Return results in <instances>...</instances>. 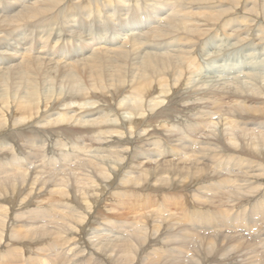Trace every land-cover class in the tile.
<instances>
[{
  "label": "bare ground",
  "instance_id": "6f19581e",
  "mask_svg": "<svg viewBox=\"0 0 264 264\" xmlns=\"http://www.w3.org/2000/svg\"><path fill=\"white\" fill-rule=\"evenodd\" d=\"M34 1L14 16L0 15L20 47L10 59L0 50V127L27 133L13 142L0 137V174L7 175L0 184V248L17 247L14 257L0 254V264H108L94 250L101 243L124 245L126 252L113 256L117 264H138L151 248L141 263L161 257L182 264L191 253L198 259L188 264H255L236 220L260 223L255 231H262L264 248V130H253L258 134L245 143L238 129L264 127V76L247 74L257 72L264 45L244 39L235 46L225 34L239 20L260 30L264 0ZM214 4L219 9H210ZM124 22L137 26L124 31ZM101 30V38L88 41ZM23 32L30 39H19ZM243 46L255 49L257 66L249 61L240 77L220 79L225 83L206 75L219 61L243 64L249 58ZM194 64L205 82L195 81L201 74L191 70ZM60 68L66 76L58 78ZM46 81L69 86L43 96ZM15 87L24 96L7 93ZM51 97L53 106L41 111ZM86 101L91 108L84 109ZM13 103L20 109L10 115ZM95 113L98 118L84 120ZM162 194L174 198L159 204ZM129 203L136 208H126ZM117 207L137 210L135 218H116ZM204 208L225 214L201 216L196 224ZM97 225L109 233L90 234ZM215 251L219 258L206 260ZM181 253L185 259L178 261Z\"/></svg>",
  "mask_w": 264,
  "mask_h": 264
},
{
  "label": "rangeland",
  "instance_id": "374dc122",
  "mask_svg": "<svg viewBox=\"0 0 264 264\" xmlns=\"http://www.w3.org/2000/svg\"><path fill=\"white\" fill-rule=\"evenodd\" d=\"M146 1V0H145ZM153 1V0H152ZM152 1H150V0H147L146 2H147V5H148V2L150 3V2H152ZM156 0H154L153 2H155ZM166 1V3L167 2H169V3H171L172 4V1L170 2L169 0L167 1V0H162V1H156V2H158V3H160V2H165ZM254 1V0H253ZM35 1L34 0H4L3 1V3H0V4H3V5H5V8H7L6 9V11H3L2 12V9L0 8V15L1 16H6V17H11V16H14V15H16L17 13H19L20 11H22V10H24L25 9V7L26 6H28V5H30V4H32V3H34ZM93 3V2H92ZM92 3H88V4H92ZM137 3V1H133L132 2V4H131V7H133V5H135ZM87 4V5H88ZM207 5H209V4H207ZM247 5H251V3L250 2H247ZM128 6V3L126 4V6L124 7V8H126ZM216 6V7H215ZM218 6H220L219 4H214V5H210V9H219V8H217ZM208 9V8H207ZM167 12H170V9L168 10L167 9ZM162 13V12H161ZM164 13V12H163ZM164 16V15H163ZM248 18V17H247ZM248 19H250V18H248ZM238 23V24H237ZM151 24V23H150ZM150 24H147L146 25V27H148ZM247 24V22H244V24H243V21H233L230 25H228V27H230V28H228V33L227 34H225L226 35V37H231V38H233V36H234V38H233V43H234V45L236 46V45H239L240 44V42L241 41H246V44H248L249 42H251V41H255V44L257 45H264V41H258V40H260L261 38H264V29L262 28L264 25H262L261 27H260V30H258V28H256L255 27V30L256 31H253L252 29L250 30H248L247 28H248V26L246 25ZM242 25H244V27L242 26ZM124 28H123V30L124 31H130L132 28H135L136 26H137V24H135V25H128L126 22H124ZM232 26V27H231ZM82 27V26H81ZM240 27V28H239ZM9 28L10 27H7V26H2L1 24H0V44H1V49L0 50H2V51H4V56H5V58L6 59H10L12 56H13V54H14V51H17L16 49H19L20 47L18 46V39H16V41H17V43H16V41H13L15 38L13 37V36H10V31H9ZM31 27H29V28H26L28 31H29V29H30ZM227 28V27H226ZM237 28V29H236ZM23 29V28H22ZM230 29L232 30L233 29V31H232V33H231V31H230ZM22 31H24V29L22 30ZM28 31H26V32H28ZM247 31V33H243V32H246ZM249 31V32H248ZM250 31H252V32H250ZM26 32H23V33H25V34H23V33H20L19 34V39L23 36V40H24V38H28L27 36H29V35H27L26 34ZM260 32V33H259ZM263 32V33H262ZM136 33V32H135ZM235 33V34H234ZM237 33V34H236ZM241 33V34H240ZM248 33H249V35H248ZM252 33V34H251ZM261 33H262V35H261ZM101 34H102V30L99 32H97V34L95 33H93L92 35H94L90 40H88V41H92L94 38H101L102 36H101ZM245 34V35H244ZM250 35L252 36V37H250ZM260 37H259V36ZM15 36H18L17 35V33L15 32ZM248 36V37H247ZM254 36V37H253ZM257 36H258V38H260V39H258L257 38ZM236 37V38H235ZM28 39H30V38H28ZM240 39V40H239ZM244 39H246V40H244ZM248 39H250V40H248ZM258 39V40H257ZM22 40V39H21ZM235 41H237L238 42V44H237V42H235ZM240 41V42H239ZM112 42V41H111ZM263 42V44H261ZM232 43V42H231ZM230 43V44H231ZM251 44V43H250ZM15 45V46H14ZM42 46V45H41ZM41 46H39V47H37V49H36V51H38L39 49H40V47ZM218 47H221V45H219ZM228 47V44H226L224 47H222V48H219V49H217L216 51H215V53H214V58H219L220 57V55H221V53H222V50H224L225 48H227ZM257 47V46H256ZM255 47V48H256ZM260 47H262L263 48V46H260ZM216 48V46L214 45L213 46V48H210V49H207V50H205V53L207 54V53H210V51L211 50H213V49H215ZM243 49H245V52H244V57H245V55L247 54V56L249 57L248 59H246L244 62H243V64H241V65H238V66H232V65H230V64H228V63H225V64H223L222 63V61H219V62H217L215 65V69H214V71H213V74H206V75H212L211 77H214L215 79H222L225 75H227V74H230V73H236L233 77H232V79H234V78H237V77H240L241 75H239V71L240 70H242V68H247L248 67V63H249V61H251V63L252 64H255V66H257V64H256V61H258V59L260 58L259 57V55H257V54H255V53H253L254 51H255V49L253 48V52H251V51H248L247 52V47L246 46H243L242 47ZM23 51H27L26 49H24ZM35 51V52H36ZM220 52V53H219ZM263 52H264V50H263ZM254 56V57H253ZM258 56V57H257ZM32 58V56L30 57V59ZM252 58H253V60H252ZM264 61V59L262 58V60L261 61H259V64H258V66L256 67V71L257 72H251L250 74L247 72V74L248 75H261V74H263V76H264V65H262V66H260L261 64H262V62ZM4 63H3V66H5L6 65V60H4L3 61ZM228 62V61H227ZM52 64H54V63H52ZM196 64V63H195ZM193 65V67H190L191 68V70L192 71H194V72H198V75L199 74H201V75H199V78H196V80L195 81H197V82H200V83H203V82H205L206 81V78H204L203 77V75H204V71L203 70H201V68L199 67L198 68V65ZM220 66V67H219ZM227 68H226V67ZM195 67V68H194ZM193 68V69H192ZM198 68V69H197ZM46 71H51L52 69L51 68H46L45 69ZM198 70V71H197ZM51 73H53V71L51 72ZM245 73V72H244ZM197 74V73H196ZM203 74V75H202ZM245 75H246V73H245ZM63 76H66V70H63V68H60V69H58L57 71H56V77H58V78H60V77H63ZM244 77L245 76H243V80H244ZM79 79V78H78ZM82 80V79H81ZM245 80H247V79H245ZM220 82L221 83H225V82H223V81H221L220 80ZM45 84L47 85V88L44 90V89H41V90H39L40 91V93L43 95V96H46L47 94H48V91H49V89H52L53 88V90L55 91V92H57V91H60L61 89L63 90V89H65V88H67L68 86H69V83H65V84H60V83H55L54 85H52V86H50L51 85V81L50 82H45ZM219 85H220V83H218ZM221 86H222V84H221ZM204 88V87H203ZM206 88H207V86H206ZM7 93L10 95V94H16L17 95V97L18 98H20V97H22V96H24V94L18 89V88H10L8 91H7ZM51 100H52V102H50V103H47V104H44L42 107H41V111L42 110H44V109H47V110H50V107H52L53 106V104L55 103V100H53V98L51 97L50 98ZM5 100V99H4ZM88 103V101H86L84 104H86V106L84 107V109H88V108H91V106L89 107V104H87ZM98 105H101V104H97L96 106H98ZM10 106V115L12 114V111H13V109H17V110H19L20 109V106L19 105H17V104H15V103H13V104H10L9 105ZM74 108H80L79 106H78V104H74V105H72ZM59 113V112H58ZM58 113H51V115L50 116H48L46 119H44L43 120V123L47 120V119H50V118H55V117H58V116H60V113H59V115H58ZM76 114V113H75ZM180 114H184L183 116H184V118H185V116H187V114L186 113H183V112H181ZM175 116V115H174ZM98 118V116L96 115V113L95 114H91V115H89V116H85L84 117V120H86V119H94V118ZM59 118V117H58ZM64 129V128H63ZM62 129V130H63ZM59 130H61V129H59ZM236 130V129H235ZM238 130H240V131H242V133L245 135V143L247 142V140H249L250 138H252V137H254V136H252V133H256V132H252L253 130H256V131H259V132H261L262 130H264V127H255L252 123H248L247 124V127H240ZM12 131V132H11ZM12 133V134H11ZM15 134H17L18 135V137L19 136H21V139H23L22 138V136H25L27 133H26V131H23V130H18V129H16V128H12V127H0V137L3 135V137L4 138H6V139H4L5 140V142H13V140L14 139H20V138H16V135ZM256 134H258V133H256ZM259 135H261V134H259ZM256 136V135H255ZM234 137H236V136H234ZM10 138V139H9ZM13 138V139H12ZM235 142L240 146V140H238V139H236L235 140ZM0 143H1V139H0ZM3 144H5L4 142H2ZM6 145H10V144H6ZM37 145V144H36ZM0 146H3L2 144H0ZM245 147H246V145H245ZM95 153H90L89 155H94ZM199 160H202V161H204V163H207V164H213V160H208V159H206L205 157H203V158H199ZM1 161H5V160H1ZM195 163V162H194ZM253 173H255V174H258L257 172H255V171H252ZM5 178L7 179V175H5V174H0V184L1 183H3L4 181H5ZM260 179H264V177L263 176H260ZM167 186V184L165 183V185H164V187H166ZM214 193V197H215V195H217V194H219V192H213ZM151 195V194H150ZM149 194L148 195H146V196H148V197H151V196H153V198H152V200H154V197H156V195H151L150 196ZM164 197L167 199V201H169V200H172L174 197L173 196H171V195H166V194H162L161 195V197L159 196V198H158V203L160 204V203H162L163 202V200H164ZM157 198V197H156ZM161 198V199H160ZM160 200V201H159ZM136 208V206H132V203H129V207H126V208ZM123 208H125V207H123ZM125 208V209H126ZM119 209V211H117ZM116 211H117V214H116V218H118L119 216H120V219H122V218H125V219H127V218H129L130 216H132V214H134V213H136L137 212V210H135V209H132V211H130V212H132V214L131 213H129V212H125V210H123V211H121V209H120V207H117L116 209H115ZM215 210H217V208L216 209H214V211H212L211 213H209V210L208 209H202V210H200V212H199V214H198V219H197V221H196V224H199V223H202V221H201V216L202 217H217V219L219 220V217H221V209L220 210H217V211H215ZM128 211V210H127ZM215 212V213H214ZM225 212V211H224ZM124 213V214H123ZM125 213H127V216L125 215ZM173 213H176V212H173ZM125 215V217L123 216H121V215ZM131 214V215H130ZM222 214H225V213H222ZM129 215V216H128ZM98 216H100V215H98ZM133 217L134 216H132V220H133ZM99 218H102L101 216L99 217ZM129 218V219H130ZM135 218V217H134ZM217 220V221H218ZM100 221V220H99ZM243 221V217H239V218H237V220H236V226L238 227V228H240L241 229V231L239 232V233H241V236H240V241H241V245H246L245 246V249L246 250H248L249 251V255H250V258H251V261L253 262V263H255V264H264V248L261 246V244L258 242L260 239H261V234H259L260 232H262V231H259V232H256L255 231V229H256V226H259V227H262L261 225H260V223H256L257 225L254 227V225H255V223H253V224H251V225H247L246 223H243L242 222ZM101 223V221L98 223V224H100ZM116 223V222H115ZM234 224H232V228L234 229L235 227H236ZM99 227H101V226H99ZM96 227H94L92 230H90L91 232H90V234L92 233V234H94V236H97L98 234H100L101 236L102 235H104V234H106L109 230H107V229H100V230H102V231H97V229H98V225H97V228L95 229ZM105 230V231H104ZM222 231H224V230H222V229H219L217 232L218 233H220L218 236H222L221 234V232ZM234 231H238L236 228L234 229ZM95 232V233H94ZM100 232V233H99ZM106 232V233H105ZM244 232L246 233L245 234V237H244ZM109 233V232H108ZM115 234H116V232H115ZM228 233H226V235H227ZM99 235V236H100ZM89 237V236H88ZM92 237H93V235H92ZM109 238V237H108ZM246 238V239H245ZM248 239H252L253 240V242L252 241H247ZM0 242H2V240H0ZM122 242V241H121ZM120 243V242H119ZM122 245V246H121ZM121 245H119L120 246V248H117V247H110V246H105L104 244H100L97 248H94V250L96 251L97 250V254L99 255V256H101V257H103V258H105L106 259V261H107V263L108 264H117L116 263V257L118 256V255H120V254H123L124 252H126V248H124V245L123 244H121ZM241 248H243V247H241ZM17 250V247L16 246H9V247H5L4 245H3V247H1L0 248V254L1 255H3V256H7V257H14L13 255H12V253L14 252V251H16ZM121 250V251H120ZM123 250V251H122ZM182 250H184V249H181V248H179V249H177L176 248V253L177 252H180V251H182ZM21 251H23V254H19L18 256H23L25 253H24V250L22 249ZM147 251V250H146ZM145 251V253L144 254H142V256H141V258H140V260H139V262H138V264L139 263H141V262H143L145 259H146V257L149 259V257H151V256H148L149 255V252H151L152 251V248L150 249V250H148L147 252ZM41 253V252H40ZM44 253L46 254L47 253V251H44ZM47 254H50V253H47ZM40 255V254H39ZM182 255H184V254H182L181 253V256ZM37 256H38V254H37ZM113 256H116V257H113ZM180 256V255H179ZM180 256V257H181ZM142 257H144V258H142ZM180 257H178V261H179V259L180 260H184L185 259V255H184V258H180ZM187 258H186V260H185V263L183 262L182 264H188V261H190L191 262V260H193V259H195V260H197L198 259V256L197 255H193V254H188L187 256H186ZM192 257H194L193 259H192ZM189 258V259H188ZM210 258H212V259H218L219 257H218V252L217 251H215V252H213V253H211L208 257H207V259L206 260H208V259H210ZM0 260H1V257H0ZM194 260V261H195ZM11 264H14V263H18V262H15V260L13 259L11 262H10ZM46 264H53V261H48ZM82 264H84V262L82 263ZM141 264H143V263H141ZM153 264H167V263H165L163 260H162V258L161 257H159L158 259H155L154 258V261H153ZM168 264H172V262L171 263H168Z\"/></svg>",
  "mask_w": 264,
  "mask_h": 264
}]
</instances>
